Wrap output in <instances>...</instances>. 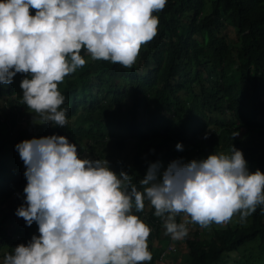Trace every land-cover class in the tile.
<instances>
[{
  "label": "trees",
  "instance_id": "1",
  "mask_svg": "<svg viewBox=\"0 0 264 264\" xmlns=\"http://www.w3.org/2000/svg\"><path fill=\"white\" fill-rule=\"evenodd\" d=\"M153 15L159 19L157 35L141 47L131 68L92 60L81 50L86 64L58 84L67 109L64 128L38 115L26 117L23 74L0 85V264L5 253L38 235L35 223L27 226L15 215L24 203L25 166L10 165L7 158L18 154L15 145L23 140L65 136L78 154H101L105 142L120 151L124 143L130 148L122 164L141 191L149 163L159 161L162 172L180 158L230 155L232 145L250 172L264 173V0H167ZM247 103L258 110L252 121L242 114ZM109 128L116 132L113 139L106 135ZM132 214L150 227L147 264H157L165 252L153 242L169 238H158L163 220L147 201ZM231 220L207 228L192 224L178 264H264V211L258 206L244 223L238 214Z\"/></svg>",
  "mask_w": 264,
  "mask_h": 264
},
{
  "label": "clouds",
  "instance_id": "2",
  "mask_svg": "<svg viewBox=\"0 0 264 264\" xmlns=\"http://www.w3.org/2000/svg\"><path fill=\"white\" fill-rule=\"evenodd\" d=\"M166 3L0 0V85L23 74L22 102L43 123L64 128L67 109L58 84L86 64L81 50L92 60L131 68L141 47L157 35L153 13ZM175 148L183 151L181 143ZM15 150L27 181L15 215L27 226L35 223L38 235L5 253L3 264H147L151 229L132 214L142 212L145 201L173 241L188 236L189 223L207 228L237 214L244 223L258 206L264 211V173L250 172L233 145L230 155L180 158L162 172L159 161L149 163L139 181L142 191L129 173L110 170L107 160L80 158L65 136L23 140ZM180 214L188 219L178 223Z\"/></svg>",
  "mask_w": 264,
  "mask_h": 264
},
{
  "label": "rangeland",
  "instance_id": "3",
  "mask_svg": "<svg viewBox=\"0 0 264 264\" xmlns=\"http://www.w3.org/2000/svg\"><path fill=\"white\" fill-rule=\"evenodd\" d=\"M234 34V32L229 28V35L232 36ZM189 97V98H188ZM188 99H191V94L188 96ZM257 109L251 105H249L248 103L245 105V107L242 110V114L243 116L246 118L247 121H252L254 119V117H256L257 115ZM37 114H35L34 112H31V110L27 111V115L26 117L29 118V116H35ZM107 137L110 139H113L116 137V132L112 129L109 128L107 129ZM106 137V140H107ZM122 149L120 151H115L116 149L109 144L108 142H105L104 146L102 147V149H99V153H89L87 151H84L82 153L79 154L80 158H88V159H99V160H107L108 161V166L110 168V170L116 172L117 174H119L120 171H125L126 169L124 167V165L122 164V161L124 159V155L128 153L130 146H125L124 143H122ZM187 154H191L190 149H187ZM8 161L11 164H13L15 167H19L23 165V161L20 159L19 154H14L9 156ZM127 163V162H125ZM249 169H253L252 167H250ZM188 217L184 216V214H181L180 216V220L179 223L184 222L185 220H187ZM232 221V220H230ZM189 231L192 228V223H189L188 225ZM166 238V236L164 235V228L161 230V233L159 235L158 238ZM154 241L153 243L155 244L154 246L157 245V247H161V249H163L162 253H164L161 257L159 258V261L157 264H178L183 258H184V254L185 253V249H184V245H183V241H173L170 237L167 238L166 240H162V242H157ZM173 246L175 247L174 251H172V253H167L166 251H168L166 248L167 246ZM169 252V251H168ZM161 253V254H162ZM170 254V255H169ZM4 258V256H3ZM2 258V261H3ZM3 263V262H2ZM230 263V262H229Z\"/></svg>",
  "mask_w": 264,
  "mask_h": 264
},
{
  "label": "built area",
  "instance_id": "4",
  "mask_svg": "<svg viewBox=\"0 0 264 264\" xmlns=\"http://www.w3.org/2000/svg\"><path fill=\"white\" fill-rule=\"evenodd\" d=\"M168 248H169V249H172V250L174 249V247H173V246H170V245L168 246Z\"/></svg>",
  "mask_w": 264,
  "mask_h": 264
}]
</instances>
